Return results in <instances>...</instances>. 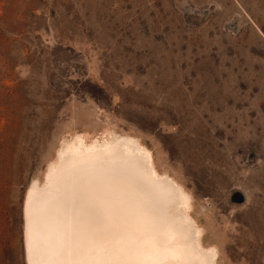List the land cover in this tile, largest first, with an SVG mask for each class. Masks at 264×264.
I'll use <instances>...</instances> for the list:
<instances>
[{
  "label": "rangeland",
  "instance_id": "rangeland-1",
  "mask_svg": "<svg viewBox=\"0 0 264 264\" xmlns=\"http://www.w3.org/2000/svg\"><path fill=\"white\" fill-rule=\"evenodd\" d=\"M107 130L190 193L217 264H264V0H0V264L63 142Z\"/></svg>",
  "mask_w": 264,
  "mask_h": 264
},
{
  "label": "bare ground",
  "instance_id": "bare-ground-1",
  "mask_svg": "<svg viewBox=\"0 0 264 264\" xmlns=\"http://www.w3.org/2000/svg\"><path fill=\"white\" fill-rule=\"evenodd\" d=\"M89 136L65 140L28 189L27 264H217L192 196L152 150L111 130Z\"/></svg>",
  "mask_w": 264,
  "mask_h": 264
},
{
  "label": "water",
  "instance_id": "water-1",
  "mask_svg": "<svg viewBox=\"0 0 264 264\" xmlns=\"http://www.w3.org/2000/svg\"><path fill=\"white\" fill-rule=\"evenodd\" d=\"M233 201L235 203H243L244 202V196L241 193H235L233 196Z\"/></svg>",
  "mask_w": 264,
  "mask_h": 264
}]
</instances>
